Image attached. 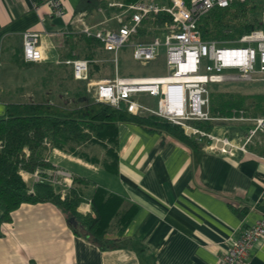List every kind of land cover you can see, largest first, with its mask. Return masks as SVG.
<instances>
[{"label":"crops","instance_id":"crops-1","mask_svg":"<svg viewBox=\"0 0 264 264\" xmlns=\"http://www.w3.org/2000/svg\"><path fill=\"white\" fill-rule=\"evenodd\" d=\"M146 1L156 3L155 0ZM63 2L67 14L59 18L52 14L46 0H0V81L19 75L24 80L25 72L56 65L69 66L70 75H73L72 62L75 60H64L68 50L66 38L71 31L81 33L83 23L90 27L101 25L109 30L120 26L108 24L112 13H120L119 9L109 8V4L124 1L108 0L111 10L95 9L83 14H78L82 0ZM170 3L171 0H167L162 5ZM165 29L153 39L165 36ZM26 32L40 35L44 54L41 62L25 60L23 37ZM206 36L203 37L211 38ZM130 44L139 42L131 40ZM121 51L118 54L119 75ZM104 54L111 57L108 63L113 68L114 78L115 56L105 51ZM48 76L55 74L48 72L41 83ZM37 81L34 87L17 84L12 89H0V117L5 115L8 102L37 97L52 99L55 94L56 102L78 103L74 101L78 86L48 90L43 84L38 88ZM73 81L77 85L85 83L76 81L74 75ZM18 92H22L23 97L17 95ZM90 97L95 98V94ZM223 118L209 121L214 127L208 134L229 139L235 146L233 155L210 150L214 141L206 137H193L198 146L192 147L170 134L147 131L133 123L118 126L116 174L100 164L52 150L50 162L55 169L71 174V184L73 176L90 181L86 190L88 199L95 187H103L137 206V212L120 238L115 234L108 236L113 247L102 250L96 243L76 235L54 204H22L12 213L10 222L0 225V264H218L231 241L264 215V133H258L247 143L252 124ZM90 152L101 159L105 157L99 146ZM32 175L23 172L29 187L36 183ZM65 178L66 175L60 176V185L53 186L58 193L65 194L71 186ZM78 211L84 215L92 213L90 202L82 203ZM247 264H264V240L255 245Z\"/></svg>","mask_w":264,"mask_h":264},{"label":"trees","instance_id":"trees-1","mask_svg":"<svg viewBox=\"0 0 264 264\" xmlns=\"http://www.w3.org/2000/svg\"><path fill=\"white\" fill-rule=\"evenodd\" d=\"M126 4L141 0H117ZM107 9L108 0H82L78 14ZM119 12V11H118ZM171 23L170 16L151 14L142 23L138 35L131 40L139 43L150 42L154 36L164 32ZM213 27L225 39L237 40L255 30L264 31V3L255 0L235 2L227 8H215L198 23L200 30ZM166 30V29H165ZM66 38L68 50L64 60H87L90 63V77L100 75L102 70L112 67L104 63V51L100 41L71 31ZM207 34V33H206ZM19 68L20 63L15 61ZM73 81V75L69 76ZM50 78L43 79L44 88L51 89ZM210 89V115L213 118L229 117L240 110L254 117L264 116V93L242 94L231 91ZM54 98L37 97L35 100L8 102L3 117H0V208L2 223L11 221L12 213L22 204L51 203L57 206L71 224L74 233L96 243L102 250L113 247L110 234L120 238L137 212V206L103 187H95L88 199L86 190L90 181L72 177V184L65 194L58 193L50 184L35 183L29 187L23 172L53 171L49 160L52 150H60L90 162L100 164L105 170L118 172V126L133 123L146 129L167 133L192 147L198 142L187 136L181 126L155 115H132L125 104L119 107L97 102L90 97L86 86L78 88L75 105L56 102ZM248 115V116H249ZM190 126L210 133L213 122L191 121ZM101 147L105 152L102 159L90 150ZM78 148V149H76ZM89 201L92 213L82 214L79 206ZM1 235V233H0Z\"/></svg>","mask_w":264,"mask_h":264},{"label":"built area","instance_id":"built-area-1","mask_svg":"<svg viewBox=\"0 0 264 264\" xmlns=\"http://www.w3.org/2000/svg\"><path fill=\"white\" fill-rule=\"evenodd\" d=\"M247 0H171L169 5H159L141 0L137 3H110L109 8L120 10V26L105 29L101 25L90 27L83 23L81 33L101 42L105 52L115 56V77L94 81L90 77L87 60L72 62L76 81L85 82L95 89L97 102L119 107L125 104L132 115L150 114L181 126L189 136L206 137L214 141L210 150L233 155L235 146L227 138H217L190 126L191 121H212L209 113L210 86L214 84L253 83L264 79V31L255 30L237 40L215 41L205 39L198 28L200 20L215 8H227L235 2ZM264 1V0H255ZM55 17L64 18L63 0H46ZM170 16L166 24L164 40L155 38L150 43L132 45L135 61H155L160 47L166 48L168 75L157 77H120L118 54L138 35L143 21L151 14ZM129 17L127 22L125 21ZM118 17V16H117ZM237 45V46H229ZM24 58L29 63L44 59L41 37L35 32H26L23 37ZM258 66V67H257ZM146 94L158 98L157 108L135 101L134 97ZM239 112V111H238ZM223 119L252 124L247 135L249 143L258 133H264V118H249L243 111ZM241 150L245 151L242 147ZM71 176L61 170L35 172L32 179L37 183L60 185L59 177ZM69 180V181H68ZM264 240V215L254 225L233 239L218 264H247L255 245Z\"/></svg>","mask_w":264,"mask_h":264},{"label":"rangeland","instance_id":"rangeland-1","mask_svg":"<svg viewBox=\"0 0 264 264\" xmlns=\"http://www.w3.org/2000/svg\"><path fill=\"white\" fill-rule=\"evenodd\" d=\"M156 4H160L162 5L163 2L164 4L167 2V0H155ZM263 2L264 1H260ZM120 15V14H119ZM117 13H112L111 14V21L108 23L109 25L111 24L112 26H116V24H120L119 20L121 19V17L119 16ZM102 16L104 17L105 15L102 14ZM118 16V17H117ZM106 18V16L104 17V19ZM94 20V18H92ZM103 19V20H104ZM105 22V21H103ZM170 24V23H167ZM99 25V24H98ZM216 28L210 27L207 30H200L201 34L205 37H207L206 35H209L212 39H216V40H223V41H230V39H224L222 37V35L219 36V32L218 29L216 30ZM207 33V34H206ZM220 37V38H219ZM161 40H164V36L160 35ZM229 46H237V45H229ZM104 63H108L109 61H111V57L109 55L104 54ZM120 75L121 76H128V75H133V76H166L168 75V70L166 67V48L164 46L160 47L159 49V55L157 57V59L155 61L149 62V63H143V62H138L135 61L132 57V48H131V44H128L123 51H121L120 54ZM65 65H56V66H47L44 68H37L35 70H30L28 72H25V75H23L24 80L22 79V76L19 75L20 77L15 78V79H11V80H2L0 81V89H12L14 87H16V85H21L22 87H34V83L37 81L38 82V88H41V80L42 77H44V75H46L48 72L53 71L55 76H48L50 78V85L58 90L61 87H66V88H75V87H79V88H83L84 86H86L87 92L90 96H93L95 94V89L94 88H90L87 86V83H78L75 84L76 82L71 81L69 79V75H70V68L68 67H63ZM258 67V66H257ZM62 76L63 80H60V77ZM113 77V68L112 67H108L104 70H102V73L100 75H96L95 77H92V79L94 81L100 80L101 78H112ZM52 78V79H51ZM34 84V85H33ZM37 87V86H35ZM214 90L213 91H231V92H235V93H242L245 95L248 94H255V93H264V79H259L257 82H253V83H231V84H227V85H217L216 87H212ZM34 89V88H33ZM36 89V88H35ZM60 90V89H59ZM29 92V91H28ZM17 95L23 97V93L22 92H18ZM135 101L143 103V105H147L152 107L153 109L157 108V101L158 98H151L149 95L146 94H139L136 95L134 97ZM71 104V103H69ZM73 105H75L74 103H72ZM71 104V105H72ZM243 112H246L244 110H240ZM239 111V112H240ZM238 112V115H239ZM247 113V112H246ZM236 114V113H235ZM233 115V114H232ZM249 115V114H248ZM247 116V115H246ZM249 118H254V116H247ZM255 118H264V116H257ZM195 138H199V135L197 136H192ZM74 169V167H73ZM71 175V174H70Z\"/></svg>","mask_w":264,"mask_h":264}]
</instances>
